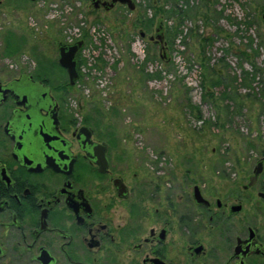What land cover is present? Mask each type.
Instances as JSON below:
<instances>
[{"label":"flooded vegetation","instance_id":"flooded-vegetation-1","mask_svg":"<svg viewBox=\"0 0 264 264\" xmlns=\"http://www.w3.org/2000/svg\"><path fill=\"white\" fill-rule=\"evenodd\" d=\"M2 1L18 8L32 0ZM86 2L101 13L136 8L135 0L132 10L112 0ZM155 3L161 8L164 0ZM157 18L162 43L158 20L153 30L138 25V35L160 56L168 45L164 17ZM14 30L0 31V264H264L257 225L264 153L232 179L178 172L177 161L167 163L157 148L115 138L95 114L90 122L79 115L81 94L72 90L85 61L78 52L89 36L110 37L105 27L76 28L75 38L59 27L55 58L33 54L27 65L15 55L18 39L23 46L28 40ZM77 42L71 85L58 47Z\"/></svg>","mask_w":264,"mask_h":264},{"label":"rangeland","instance_id":"rangeland-1","mask_svg":"<svg viewBox=\"0 0 264 264\" xmlns=\"http://www.w3.org/2000/svg\"><path fill=\"white\" fill-rule=\"evenodd\" d=\"M177 1L191 11L183 19L164 18L166 62L159 58L157 45L138 35L142 15L153 17L154 28L155 0H135L133 11L109 13L92 11L86 0L23 1L18 8L2 1L0 31L15 29L28 40L23 46L18 39L15 55L27 65L33 54L46 61L55 58L59 27L73 38L76 28L105 27L110 37L89 36L90 42L78 52L85 61L72 90L81 94L79 115L89 116L95 109L96 122L110 127L115 138L157 148L167 163L170 158L177 161L178 172L204 173L211 182L217 181L215 175L232 179L234 172L248 174L264 153V0ZM173 25H179L178 34L169 37L166 29ZM242 49L249 59L239 54ZM203 63L216 69L225 65V74L237 77L233 85L238 93L254 92L261 102L244 99L233 112V103L221 98L222 85L209 90L212 97L205 94L209 82L203 80ZM251 63L258 70L253 90L240 85L242 73L253 71ZM257 225L264 238V209L258 211Z\"/></svg>","mask_w":264,"mask_h":264},{"label":"trees","instance_id":"trees-1","mask_svg":"<svg viewBox=\"0 0 264 264\" xmlns=\"http://www.w3.org/2000/svg\"><path fill=\"white\" fill-rule=\"evenodd\" d=\"M166 4H169V8L167 9H164L163 5H166ZM163 5L161 6V8H158V7H155L154 6V11H153V15L154 16H163L164 18H172V17H180V18H185V17H189V13L191 10L189 9H182L179 4H178V1L177 0H164V3ZM152 15V16H153ZM162 19V18H160ZM181 19V20H182ZM158 20V18H156L155 22ZM138 25L149 31L152 27V24H153V17L151 18H145L144 15H142L138 21H137ZM177 27H179V25H173L169 28L166 29V35L169 36V37H174V35L178 34L177 32ZM192 30L190 29L189 31V34H192L191 32ZM209 38L206 37L203 39V41H206L208 40ZM89 41V40H88ZM248 46H251V44L249 43ZM246 48V47H245ZM239 54L242 56V57H245L247 59L250 58V55L249 53L246 52L245 49H242L239 51ZM159 58L163 61H168L167 58H163L161 56H159ZM102 60V59H100ZM202 60L203 62L205 61V57L203 59L202 57ZM218 62L222 63L223 60L222 59H219ZM79 64H80V61H79ZM205 64V63H203ZM207 66V71H206V75L203 74V80H208L209 84L205 87V94L209 95L210 97H212V92L209 91L211 90L213 87L215 86H218V85H222L224 87V91L222 92V96L221 98L222 99H229L233 105H234V110L233 112H236L238 110V108L242 107L243 105V100L244 99H247V100H250V101H259L261 102L260 98H258L256 96V94L254 92L250 93V92H247L245 93V95H240L238 93V87L233 85V82H237V77L236 76H230L228 74H225V65L222 64V67H220L221 69H216L214 67H209L208 64H205L204 67ZM251 66L253 67V71L251 73L247 72V71H244L242 73V76H241V88H251L253 90V88L251 87V83H252V80L255 78L258 70H257V67L255 66L254 63H251ZM78 71H79V75H80V79H81V75L80 74V70H79V67H78ZM228 72V71H227ZM250 75V76H249ZM151 76V75H148V77ZM79 79V80H80ZM262 97L264 98V93H262ZM231 105H226L225 108H230ZM261 108V111H264V104L262 103V105L260 106ZM197 115L196 117L198 119H201V113H200V109L197 108ZM95 114V109H93V112L92 114H89V116H85V120L90 122L92 119H93V115Z\"/></svg>","mask_w":264,"mask_h":264},{"label":"water","instance_id":"water-1","mask_svg":"<svg viewBox=\"0 0 264 264\" xmlns=\"http://www.w3.org/2000/svg\"><path fill=\"white\" fill-rule=\"evenodd\" d=\"M32 1H34V0H32ZM92 1L95 2L96 0H92ZM115 2H120V3L126 4L130 10L134 9L133 0H112L111 5L114 4ZM263 17H264V15H263ZM161 25H162L161 20H158L157 29H156V40H158L159 42L162 43L163 33H162ZM80 45H81V42H77V43L72 44V45H59V47H58L59 64L65 68L67 75H68L69 83L71 85H73L75 80L78 78V71H77V63H76L75 54H76L78 48L80 47ZM163 52H164V50L162 51V54L160 56L164 58L166 56H165V54H163ZM260 165L261 164L258 163L255 166L254 171H253V175L250 176V178H249L248 186H250L254 183L258 174L261 172Z\"/></svg>","mask_w":264,"mask_h":264},{"label":"built area","instance_id":"built-area-1","mask_svg":"<svg viewBox=\"0 0 264 264\" xmlns=\"http://www.w3.org/2000/svg\"><path fill=\"white\" fill-rule=\"evenodd\" d=\"M97 35L100 36V38H102V37L105 38V37H106L105 35L100 34V33H97ZM99 40H100V39H99Z\"/></svg>","mask_w":264,"mask_h":264}]
</instances>
